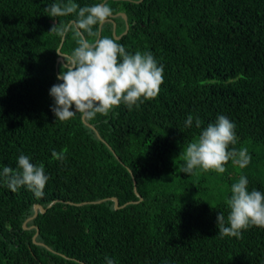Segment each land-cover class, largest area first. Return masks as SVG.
<instances>
[{
	"label": "trees",
	"instance_id": "obj_1",
	"mask_svg": "<svg viewBox=\"0 0 264 264\" xmlns=\"http://www.w3.org/2000/svg\"><path fill=\"white\" fill-rule=\"evenodd\" d=\"M67 2L0 0V173L17 170L24 154L49 176L38 197L12 192L0 175V264H264V228L221 239L217 226L219 212L227 226L241 176L264 193V0H73L113 10L122 37L108 20L90 42L110 37L164 66L156 98L88 123L51 111L49 90L66 63L56 49L70 55L78 38L49 32L76 17L46 8ZM219 115L236 125L229 150L246 148L250 163L181 172L187 145ZM36 204L47 210L34 217Z\"/></svg>",
	"mask_w": 264,
	"mask_h": 264
},
{
	"label": "clouds",
	"instance_id": "obj_2",
	"mask_svg": "<svg viewBox=\"0 0 264 264\" xmlns=\"http://www.w3.org/2000/svg\"><path fill=\"white\" fill-rule=\"evenodd\" d=\"M46 11L50 17L75 15L74 20L60 23L59 26L54 24L49 32L63 40L69 31H73L78 38V46L70 55L56 49L58 55L66 61L57 75V80L62 83L52 85L49 90V95L54 99L51 111L56 120L65 122L77 113L91 120L97 114L107 116L110 110L122 103L131 110L134 105L138 107L158 96L164 81V66L158 64L151 52L137 51L133 54L110 37L98 38L93 42L87 39L88 36L98 35L94 26L102 25L112 18L113 10L107 3L81 7L73 0H68L66 4H52ZM73 106L76 111L70 110ZM192 124L193 116L188 115L185 127H191ZM195 124L197 128L201 127L199 117L195 118ZM235 128L234 122L219 115L215 123H209L202 130L195 142L187 145L180 171L194 175L197 169L204 172L215 170L222 174L230 159L241 169L247 167L251 156L246 148L237 150L233 147L229 150L230 145L237 143ZM65 151L53 150L52 158L65 161ZM0 175L12 192L26 187L38 197L43 195L49 180L44 166L33 164L30 157L24 154L18 157L17 170L5 166ZM248 183L247 178L241 176L231 186V196L227 200L230 209L227 226L224 214L219 212L217 215L221 239L241 238L242 230L252 226L264 228V193L256 189L249 191ZM105 261L106 264H115L110 257H105Z\"/></svg>",
	"mask_w": 264,
	"mask_h": 264
},
{
	"label": "water",
	"instance_id": "obj_3",
	"mask_svg": "<svg viewBox=\"0 0 264 264\" xmlns=\"http://www.w3.org/2000/svg\"><path fill=\"white\" fill-rule=\"evenodd\" d=\"M142 1H143V0H142ZM119 15H123L124 18H126V20H128V14H127V13H125V12H121ZM111 17H112V18H109V20H113L115 16L113 17V14H112ZM129 27H130V26L128 25L127 31H126L125 33H128V32H129ZM116 29H117V24H115V34H116V36H117ZM117 37H121V36H117ZM59 60H63V58L60 57ZM83 119H84V121H86V122L88 123L87 119H85V118H83ZM138 194L141 196V194H140L139 192H138ZM141 198H142V197H141ZM113 199H114V201H116V207H117V208H120L121 205H120V200H119V198H118V197H113ZM51 205H52V204H50L49 206H51ZM45 210H46V208H45L43 205H41V204H37V205H35V206H34V217L38 215V212H39V211H41V212H45ZM24 226H25V227L27 226L26 223H25Z\"/></svg>",
	"mask_w": 264,
	"mask_h": 264
},
{
	"label": "rangeland",
	"instance_id": "obj_4",
	"mask_svg": "<svg viewBox=\"0 0 264 264\" xmlns=\"http://www.w3.org/2000/svg\"><path fill=\"white\" fill-rule=\"evenodd\" d=\"M113 21L115 22V24H117V22L113 19ZM129 25V24H128ZM129 30H130V27H129Z\"/></svg>",
	"mask_w": 264,
	"mask_h": 264
},
{
	"label": "bare ground",
	"instance_id": "obj_5",
	"mask_svg": "<svg viewBox=\"0 0 264 264\" xmlns=\"http://www.w3.org/2000/svg\"><path fill=\"white\" fill-rule=\"evenodd\" d=\"M122 37V36H121ZM37 205V204H36ZM34 238H36V236H34Z\"/></svg>",
	"mask_w": 264,
	"mask_h": 264
}]
</instances>
